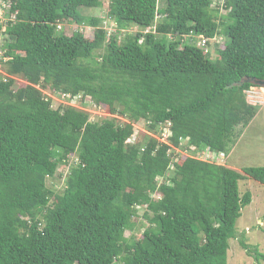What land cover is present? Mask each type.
Instances as JSON below:
<instances>
[{
  "label": "trees",
  "instance_id": "16d2710c",
  "mask_svg": "<svg viewBox=\"0 0 264 264\" xmlns=\"http://www.w3.org/2000/svg\"><path fill=\"white\" fill-rule=\"evenodd\" d=\"M100 4L10 0L0 59V264H227L251 201L239 181L264 184V166L237 170L201 156L207 148L227 155L236 127L255 114L245 91L264 80V0H109L105 17L116 29L139 28L122 38L84 13ZM217 35L224 41L212 56ZM17 77L25 83L15 86ZM44 89L109 117L54 108ZM165 127L169 144L159 139ZM57 178L61 187L48 185ZM136 218L147 223L138 237Z\"/></svg>",
  "mask_w": 264,
  "mask_h": 264
},
{
  "label": "rangeland",
  "instance_id": "374dc122",
  "mask_svg": "<svg viewBox=\"0 0 264 264\" xmlns=\"http://www.w3.org/2000/svg\"><path fill=\"white\" fill-rule=\"evenodd\" d=\"M221 1L222 0H214V2L219 3H221ZM108 2L109 0H101L99 7L87 9L84 13L101 18V26L109 32L116 31L120 38H122L126 33H133L139 29L134 25H126L120 29H116L115 25L105 17L107 14ZM221 12L224 13L225 11L221 10ZM74 29H76V25L70 24L64 27L63 30L66 34H71ZM93 30V27L85 25L82 28L84 35L88 39L93 37ZM223 41L224 37L218 35L211 39L209 50L211 51L212 56L216 55L215 45L221 46ZM0 43H2V38ZM101 51L102 50L96 51V54L99 55ZM97 60H99V56ZM0 72H4V66L2 63L0 64ZM23 83L25 82L20 77L16 78L15 86ZM256 87L264 89V87L260 85ZM250 90L251 88L249 87L245 91V97L246 100H248V103L253 104L249 101L252 100L250 97L257 96L259 99L262 95L255 93L254 89L253 91ZM260 91L262 90L260 89ZM44 92L52 98V107L54 108L60 104L66 105L65 103H67L77 109L86 111L89 115V120L91 121H101L102 119L109 117L108 112L104 108L94 106L86 108L80 104L79 99L66 102V100L50 91H47L46 89H44ZM86 99L88 100V97ZM256 112L257 114L255 118L245 127L242 128L241 125L236 127V130L241 133L235 138V142L230 148L228 154H223L222 164L233 167L237 170L246 166H264V106H261L258 111L256 108L255 113ZM116 117L118 123H123L125 121V119L120 116ZM135 129L145 131L143 122L139 121L136 123ZM73 162L74 157H70L68 163L72 164ZM66 169L67 166L62 163L58 165L57 172L65 174ZM62 184V178H57V181L48 180V185H51L54 188L56 187L57 189L61 187ZM239 190L241 194L245 191L250 192L251 201L241 208L240 216L235 222V232L236 234L238 233V235L237 238L232 237L229 239L227 264H264V257H261L260 255L264 254V184H260L247 177L239 181ZM138 213H142L141 208H139ZM259 220H261V223H259ZM146 225L147 223L142 218L135 219L134 234L136 237L140 236ZM129 234V231H125V235ZM241 237H243L244 241L248 244V248L252 250L250 251L252 255L247 253L246 249H243L242 245L239 243V239ZM256 253L260 255L257 259L253 256Z\"/></svg>",
  "mask_w": 264,
  "mask_h": 264
},
{
  "label": "built area",
  "instance_id": "2783aa9c",
  "mask_svg": "<svg viewBox=\"0 0 264 264\" xmlns=\"http://www.w3.org/2000/svg\"><path fill=\"white\" fill-rule=\"evenodd\" d=\"M14 20V15L13 13L10 11V0H0V42H1V38H2V43H0V59L2 60H6L7 58L5 57V49L3 48L2 44L4 43V37H5V33L7 30V23L9 21H13ZM203 39L201 40V42H198L199 45H201L203 43ZM2 49V50H1ZM3 76H5L6 74L4 72H1ZM62 99L66 100V102L69 101H73V100H78L79 97H71L69 94H63L60 96ZM67 104V103H65ZM169 125V124H168ZM170 129L165 127L163 129V133L162 136L159 137V139L163 142H166L169 144V140H168V136H170ZM128 141H132V139H129ZM186 139L182 141V143H186ZM191 149H194L193 147H191ZM176 151L186 154L185 150H181L180 148L176 147ZM222 157H223V153H217V152H212L210 151L208 148L204 150L201 159L203 160H207V161H212V162H216V163H221L222 162Z\"/></svg>",
  "mask_w": 264,
  "mask_h": 264
},
{
  "label": "crops",
  "instance_id": "0c3cea01",
  "mask_svg": "<svg viewBox=\"0 0 264 264\" xmlns=\"http://www.w3.org/2000/svg\"><path fill=\"white\" fill-rule=\"evenodd\" d=\"M250 88H251L250 91H253V89H254L255 93L262 95L261 98H259V99L257 98V96H251L250 98L252 100H249V101H251V103L257 105V111H258L261 106H264V89L256 87V86H251ZM260 89L262 91H260ZM255 99H257V100H255ZM256 114H257V112L254 114V116L252 117V119L250 121H252L255 118ZM259 223H261V220H259Z\"/></svg>",
  "mask_w": 264,
  "mask_h": 264
},
{
  "label": "water",
  "instance_id": "95a60500",
  "mask_svg": "<svg viewBox=\"0 0 264 264\" xmlns=\"http://www.w3.org/2000/svg\"><path fill=\"white\" fill-rule=\"evenodd\" d=\"M246 80L249 81L250 79H246ZM251 81H253L257 85L264 87V80H262V79H251Z\"/></svg>",
  "mask_w": 264,
  "mask_h": 264
},
{
  "label": "clouds",
  "instance_id": "9594fccd",
  "mask_svg": "<svg viewBox=\"0 0 264 264\" xmlns=\"http://www.w3.org/2000/svg\"><path fill=\"white\" fill-rule=\"evenodd\" d=\"M256 86H258V85H256ZM219 164H222V162H221V163H219Z\"/></svg>",
  "mask_w": 264,
  "mask_h": 264
}]
</instances>
